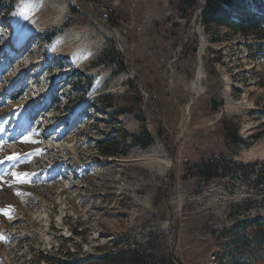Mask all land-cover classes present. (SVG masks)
<instances>
[{
    "label": "rangeland",
    "instance_id": "1",
    "mask_svg": "<svg viewBox=\"0 0 264 264\" xmlns=\"http://www.w3.org/2000/svg\"><path fill=\"white\" fill-rule=\"evenodd\" d=\"M204 2L0 0V264H264V23Z\"/></svg>",
    "mask_w": 264,
    "mask_h": 264
},
{
    "label": "trees",
    "instance_id": "2",
    "mask_svg": "<svg viewBox=\"0 0 264 264\" xmlns=\"http://www.w3.org/2000/svg\"><path fill=\"white\" fill-rule=\"evenodd\" d=\"M263 13L264 0H205L202 5L200 20L205 26L226 25L234 32L249 35L258 31L261 24L264 23ZM218 105V103H214L215 108ZM238 140L241 139L237 138L236 141ZM152 141L153 136L147 130L134 136V142L144 146H148ZM106 151L109 152V149ZM241 165L243 166V164ZM197 166L199 174L207 179L219 176L220 167L213 162L201 161ZM73 232H77V230L73 229ZM162 259L163 261H157L154 256L134 252L131 262L128 264H175L172 257L165 256ZM122 264L126 263L123 262Z\"/></svg>",
    "mask_w": 264,
    "mask_h": 264
},
{
    "label": "bare ground",
    "instance_id": "3",
    "mask_svg": "<svg viewBox=\"0 0 264 264\" xmlns=\"http://www.w3.org/2000/svg\"><path fill=\"white\" fill-rule=\"evenodd\" d=\"M52 55H55V53L53 52V50L50 51V52L48 53V56H49V57H51ZM47 59H48V57H47ZM40 61H41V60H40ZM199 68H200V67H199ZM198 72H199V73H198L197 78L200 79V78L202 77V75H201V70H199ZM195 83H196V82H195ZM199 84H200V83H199ZM197 87H198V86H197ZM165 164H166V166H169V165H170V160H167Z\"/></svg>",
    "mask_w": 264,
    "mask_h": 264
},
{
    "label": "built area",
    "instance_id": "4",
    "mask_svg": "<svg viewBox=\"0 0 264 264\" xmlns=\"http://www.w3.org/2000/svg\"><path fill=\"white\" fill-rule=\"evenodd\" d=\"M201 11H202V9H201ZM201 13V12H200ZM140 29H141V27H139Z\"/></svg>",
    "mask_w": 264,
    "mask_h": 264
}]
</instances>
